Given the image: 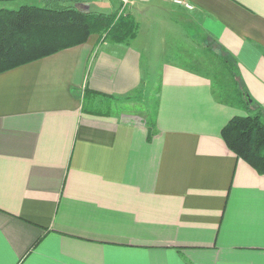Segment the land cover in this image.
I'll return each mask as SVG.
<instances>
[{
    "label": "crops",
    "instance_id": "obj_1",
    "mask_svg": "<svg viewBox=\"0 0 264 264\" xmlns=\"http://www.w3.org/2000/svg\"><path fill=\"white\" fill-rule=\"evenodd\" d=\"M185 2L132 0L130 42L92 34L0 73V264H264V175L221 134L247 114L235 82L220 58L229 83L166 58L193 26L264 109V0ZM146 85L154 109L130 97Z\"/></svg>",
    "mask_w": 264,
    "mask_h": 264
},
{
    "label": "trees",
    "instance_id": "obj_2",
    "mask_svg": "<svg viewBox=\"0 0 264 264\" xmlns=\"http://www.w3.org/2000/svg\"><path fill=\"white\" fill-rule=\"evenodd\" d=\"M69 2L24 1L17 8H0V73L85 43L92 34L117 43L130 42L138 35L139 23L127 10L82 11L74 4L68 5ZM218 57L235 82L236 101L247 111L226 123L222 137L238 158L264 175V109L240 89L235 59L223 54ZM91 93L86 91L89 96Z\"/></svg>",
    "mask_w": 264,
    "mask_h": 264
},
{
    "label": "rangeland",
    "instance_id": "obj_3",
    "mask_svg": "<svg viewBox=\"0 0 264 264\" xmlns=\"http://www.w3.org/2000/svg\"><path fill=\"white\" fill-rule=\"evenodd\" d=\"M32 4L34 1L36 0H2L0 1V8L4 7V8H9L11 9L13 8H17L15 6L19 5L21 6L22 4ZM71 2L68 3V5L70 4H74L76 7H78L79 9H81L82 11H90V10H94L97 8L94 7L93 4H91L88 0H69ZM109 1V0H107ZM126 1V2H125ZM132 0H121V7H120V11L126 10V7L128 4L131 3ZM186 0H175V3L177 4H181L179 2H184ZM20 2V3H19ZM127 5H124V4ZM183 4V3H182ZM67 5V4H66ZM185 6H187L186 4H184ZM193 4L190 3V6ZM148 9L151 11L152 7L148 6ZM172 19L169 20H173V17H175L177 20L174 23H179L180 21V17L177 13H174L173 15L171 14L170 16ZM167 20V21H169ZM151 21L153 22H161L158 19H151ZM190 23V22H189ZM193 26L190 25V30H189V35H190V43L189 46L186 49V46L184 41L180 43V41L177 40V37H173V33H171V38H168V42L166 43L167 46V50L168 51H172V55L168 54V59H172V60H178L179 59V63L180 65H183L184 67H188L191 69H196V70H201V71H205L206 73H208L209 75H211L214 78V82L216 84H220L221 81H226L228 82V77L227 74L224 73V67H223V62L219 59L220 57H218L220 55L221 52H219V48H217V46L215 44H208L210 45V47L208 45H204V39L203 34L197 30H193ZM148 33V32H146ZM165 34L164 30H160L159 27H155L153 29L152 32V37L149 39L151 46L162 50L161 47L158 46L159 41L161 40L162 35ZM145 37V33L143 34ZM83 44V43H82ZM80 45V44H79ZM151 48V47H149ZM219 54V55H218ZM147 69L151 67V63L149 62H145ZM163 62H160L159 60L157 61L156 65H157V71H160V68L162 66ZM221 66V67H220ZM223 70H220L222 69ZM226 79V80H225ZM229 83V82H228ZM149 85H146L143 89L139 90L138 92H133L131 93L130 97L132 98L133 104L136 103V101H140V103H144L148 104L149 103V107L153 108L156 106V97L152 94L153 91L152 89L150 90ZM150 90V91H149ZM86 92V91H85ZM149 93L150 97V101H147L146 103L144 102L145 96L146 94ZM142 97V98H141ZM155 97V98H153ZM89 96L87 94V100L85 102L86 106H89L90 103H88L89 101ZM142 99V100H141ZM148 99V98H146ZM148 99V100H149ZM154 103H152V102ZM131 104V105H133ZM101 109H109V107L106 104H103L101 107H98ZM114 110V109H112Z\"/></svg>",
    "mask_w": 264,
    "mask_h": 264
},
{
    "label": "built area",
    "instance_id": "obj_4",
    "mask_svg": "<svg viewBox=\"0 0 264 264\" xmlns=\"http://www.w3.org/2000/svg\"><path fill=\"white\" fill-rule=\"evenodd\" d=\"M177 1H178V0H177ZM125 2H126V1H125ZM179 3H181V4H182V3H183V4H186L187 7L190 8V9L193 8L192 5L190 6V3H187V2H185V1H184V2H179ZM123 4H124V3H123ZM124 5H127V4H124Z\"/></svg>",
    "mask_w": 264,
    "mask_h": 264
}]
</instances>
